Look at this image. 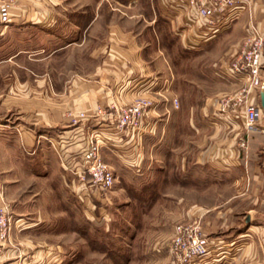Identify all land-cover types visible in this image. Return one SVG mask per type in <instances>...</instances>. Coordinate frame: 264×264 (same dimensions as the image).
<instances>
[{
	"label": "crops",
	"instance_id": "0c3cea01",
	"mask_svg": "<svg viewBox=\"0 0 264 264\" xmlns=\"http://www.w3.org/2000/svg\"><path fill=\"white\" fill-rule=\"evenodd\" d=\"M13 1L10 23L0 24V208L9 206L14 229L9 243L0 248V264H61L70 253L60 245H40L29 236L33 226L24 222L30 219L34 202H21L20 198L23 193H34L35 177L50 175L60 163L77 173L80 184L75 189L89 195L85 209H95L100 203V212L110 206L115 183L102 192L94 190L88 178L80 180L89 135L102 134L113 154L117 150L130 163L137 162L135 167L142 161L145 167L142 145L145 148L147 137L157 135L152 147H158L164 139L162 128L169 125H173L169 134L175 148L180 129L186 127L184 152L179 154L174 148V154L163 156L165 164L171 162L176 185L184 181L186 191H193L194 184L208 185L207 167L211 166L218 185L233 190L214 205L186 200L185 225L197 221L201 233L213 240L218 249L214 264H264V114L258 120L261 131L243 135L240 117L231 137L216 123L203 119L211 118L219 100L240 83L221 79L220 90L207 94L203 86L200 91L186 80V91L180 93L186 123L150 121L156 119L158 110L169 113L177 109L173 100L178 104L179 80L166 53L171 42L195 51L215 45L229 30L244 38L251 27L264 34V0H243L245 10L240 18L228 30L210 37H197L184 18L166 20L164 8L170 0H157V8L152 10L138 8L118 11L120 14L103 8L107 0ZM137 3L129 0L127 4ZM241 42L231 41L220 65L233 59ZM261 92L264 88L251 95L259 104ZM137 98H149L153 103L137 131L119 132L106 115L96 116L98 108L131 104ZM194 111L201 122H194ZM194 133L200 137L197 154L189 145ZM239 138L246 140L243 150L236 148ZM139 150L133 158V152ZM101 157L105 162L103 154ZM161 159L154 160L161 163ZM158 169L156 180L166 173ZM59 207L63 215L65 207Z\"/></svg>",
	"mask_w": 264,
	"mask_h": 264
},
{
	"label": "rangeland",
	"instance_id": "374dc122",
	"mask_svg": "<svg viewBox=\"0 0 264 264\" xmlns=\"http://www.w3.org/2000/svg\"><path fill=\"white\" fill-rule=\"evenodd\" d=\"M128 1L107 0L103 8L114 10V13L120 14L118 11H132L138 8L152 10L157 8L158 4L157 0H138L137 4L131 5L135 7H131L127 4ZM228 32L230 30L225 32L228 36L217 41L215 45L195 51H185L180 45H176V42H171V49L166 48V53L172 72L177 74L179 80L175 94L178 104L174 105L177 109L174 108L173 112L169 113H165L163 109L158 110L156 119H150L152 123L153 120L160 124H164L166 121L169 124H175L178 120L186 123V116L188 115L181 112L180 100V93L186 91V80L191 81L190 84L193 86H199L200 91L203 86L204 93L207 94L220 90L219 85H222V81L217 75L220 61L226 57L228 45H231L233 39L242 41L239 48H241L244 40L242 33L241 36L237 34L233 36L232 33ZM222 80L231 84L235 83L234 81ZM263 88L264 86L261 85L260 90ZM236 90V87H233L227 92L233 94ZM203 119L216 123L218 127H222L230 133L228 136H232L233 129L223 127L220 121L221 117L216 113L211 118L203 116ZM193 120L195 123L200 121L198 112L194 111ZM234 121V126H236L240 118L238 117ZM168 127L162 128L161 132L164 134V139L158 147L155 149L152 147L157 135L155 137L149 135L150 137L146 139L145 148L142 145L143 158L147 162L145 167H143L144 161L140 167H135L137 162L130 163L126 157L117 153V150H113V154L110 151L111 148L110 150L107 149L108 141L102 134L95 132L89 135L88 141L93 136L98 144L103 146L101 154H103L104 161L109 164L107 165L111 167L112 171L114 170L117 178L112 202L109 207H104L100 211L101 213L97 209L101 206L100 203H96L95 209L92 207H89V211L85 209L88 203L85 197L89 195L87 196L85 193H80L79 189H75L79 183L77 173L71 169H65L60 163H58L59 169H53L50 171V175L35 177L33 181L34 193H23L20 198L21 202H25L26 199L34 202V208L29 214L30 219L26 223L24 222V224L28 223L33 226L28 231L33 241H38L40 245L44 244V246L60 245L68 250L70 253H67L61 264H173L168 252V245L174 227L187 223L184 217L186 200L197 205H214L231 194L233 190L226 191L223 186L218 185V175L216 170L210 168L211 166L207 167L210 174L208 185L194 184L193 191H186L185 183H181L184 181L178 182L179 185H176L177 182L171 176V162L167 161L165 164V159H163L164 155L174 154L171 150L175 148L169 134L173 125ZM242 128L243 135L250 132L244 127ZM185 132L186 127L184 126L180 129L181 139L175 148L179 154L180 151L184 152L186 148ZM204 135H208V132ZM193 136L190 138L193 144L189 145L194 154H197V145L200 143L198 138L200 137L195 133ZM241 139L246 142L244 138ZM239 140L240 138L237 139L236 148ZM139 153L140 150L133 152L134 155L131 156L137 158ZM116 155L120 157H116ZM145 155H147L146 158ZM155 158L157 160L162 158L161 163L159 161L156 163ZM167 159L170 160V156ZM51 167L53 168L52 165ZM159 167L161 171L166 173L163 178L156 180L154 176L159 173ZM144 184H146L145 187ZM154 184L157 185L154 186L155 191H153L152 186ZM56 185L58 193L54 191ZM37 191L40 192L37 193ZM59 205L65 207L63 215H60L61 208ZM3 207L9 209L7 204ZM22 210L27 211L25 207ZM40 212H42V216ZM13 224L14 218H12L11 232L14 229ZM208 264L213 263L208 261Z\"/></svg>",
	"mask_w": 264,
	"mask_h": 264
},
{
	"label": "built area",
	"instance_id": "2783aa9c",
	"mask_svg": "<svg viewBox=\"0 0 264 264\" xmlns=\"http://www.w3.org/2000/svg\"><path fill=\"white\" fill-rule=\"evenodd\" d=\"M13 0H0V24L10 23ZM164 8V18L174 21L184 18L197 37H210L228 30L244 10L243 0H170ZM264 70V34L255 27L247 29L241 48L233 59L218 67L217 75L224 80L240 83L233 94L224 95L218 102L216 114L221 117L223 127L233 128L234 119H242L244 129L259 132L261 105L252 100L262 85ZM174 105L177 104L173 100ZM149 98H137L131 104L114 106L107 110L98 108L97 117L106 115L120 132L139 130L143 119L152 107ZM237 115V116H236ZM80 118L84 115L80 114ZM92 136L82 155L83 172L80 180L88 178V184L99 191L111 189L115 177L110 166L103 162L101 149ZM246 148V142L239 140L237 150ZM12 230V217L7 207L0 208V248L9 243ZM173 264L216 263L218 249L210 238L201 233L197 222L175 226L174 234L168 245Z\"/></svg>",
	"mask_w": 264,
	"mask_h": 264
},
{
	"label": "water",
	"instance_id": "95a60500",
	"mask_svg": "<svg viewBox=\"0 0 264 264\" xmlns=\"http://www.w3.org/2000/svg\"><path fill=\"white\" fill-rule=\"evenodd\" d=\"M260 105H261L262 111L264 113V92L260 93Z\"/></svg>",
	"mask_w": 264,
	"mask_h": 264
}]
</instances>
